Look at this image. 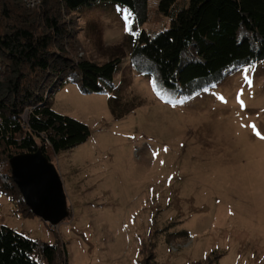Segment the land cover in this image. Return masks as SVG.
I'll return each instance as SVG.
<instances>
[{"label":"rangeland","instance_id":"1","mask_svg":"<svg viewBox=\"0 0 264 264\" xmlns=\"http://www.w3.org/2000/svg\"><path fill=\"white\" fill-rule=\"evenodd\" d=\"M158 2L142 25L119 2L73 15L76 55L121 64L101 93L69 79L51 91L54 110L91 130L51 155L71 215L51 225L0 191V224L57 235L68 264H264V59L193 95L160 97L130 64L142 29L170 25Z\"/></svg>","mask_w":264,"mask_h":264},{"label":"trees","instance_id":"2","mask_svg":"<svg viewBox=\"0 0 264 264\" xmlns=\"http://www.w3.org/2000/svg\"><path fill=\"white\" fill-rule=\"evenodd\" d=\"M106 2L128 6L140 25L149 20V0H41L36 7L0 0V191L25 216L37 215L12 177L10 158L39 148L50 158L91 135L87 124L53 109L52 89L69 79L101 93L119 70L120 56L99 63L76 55L73 15ZM158 10L170 25L142 29L130 64L162 98L193 95L229 68L264 59V0H159ZM0 264H68L67 250L57 235L52 243L0 224Z\"/></svg>","mask_w":264,"mask_h":264},{"label":"water","instance_id":"3","mask_svg":"<svg viewBox=\"0 0 264 264\" xmlns=\"http://www.w3.org/2000/svg\"><path fill=\"white\" fill-rule=\"evenodd\" d=\"M12 177L32 211L51 225L69 214L67 194L56 164L39 148L10 158Z\"/></svg>","mask_w":264,"mask_h":264},{"label":"snow or ice","instance_id":"4","mask_svg":"<svg viewBox=\"0 0 264 264\" xmlns=\"http://www.w3.org/2000/svg\"><path fill=\"white\" fill-rule=\"evenodd\" d=\"M118 10H119V9H118ZM129 15H130V14H129ZM124 19L127 20L129 24H131V20L128 19V15H125V16H124ZM253 127H254V126H253ZM262 138H264V137H262Z\"/></svg>","mask_w":264,"mask_h":264}]
</instances>
